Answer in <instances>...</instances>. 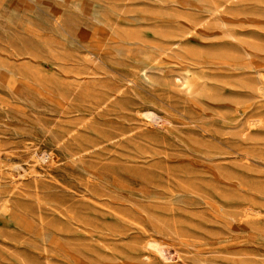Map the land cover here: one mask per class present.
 Instances as JSON below:
<instances>
[{"label":"rangeland","instance_id":"obj_1","mask_svg":"<svg viewBox=\"0 0 264 264\" xmlns=\"http://www.w3.org/2000/svg\"><path fill=\"white\" fill-rule=\"evenodd\" d=\"M0 264H264V0H0Z\"/></svg>","mask_w":264,"mask_h":264},{"label":"bare ground","instance_id":"obj_2","mask_svg":"<svg viewBox=\"0 0 264 264\" xmlns=\"http://www.w3.org/2000/svg\"><path fill=\"white\" fill-rule=\"evenodd\" d=\"M187 90L191 89L190 85H186Z\"/></svg>","mask_w":264,"mask_h":264}]
</instances>
